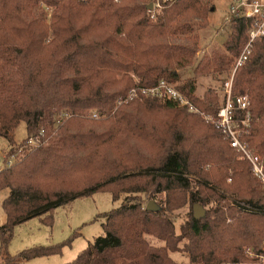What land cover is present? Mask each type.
<instances>
[{
	"label": "trees",
	"instance_id": "16d2710c",
	"mask_svg": "<svg viewBox=\"0 0 264 264\" xmlns=\"http://www.w3.org/2000/svg\"><path fill=\"white\" fill-rule=\"evenodd\" d=\"M39 3L52 9L48 25ZM206 6L203 0H175L151 19L145 0H0V139L8 155L39 138L63 109L95 110L103 117L72 115L55 138L45 133L41 146L24 150L23 158L0 172V191H10L2 202L0 264L60 254L68 242L16 257L7 250L15 227L33 218L51 226L57 207L97 192L110 193L114 201L125 197L102 215L103 235L73 264H184L174 261V254L186 255L185 264H264L246 256L264 254V189L249 162L203 118L219 110L217 94L197 98L195 79L178 84V71L191 65L198 47L191 25L208 23L214 11ZM249 25L230 21L226 57L213 52L195 78L212 68L229 73ZM159 81L173 85L198 113L153 97L125 101L131 89ZM232 97L248 99L247 110L235 120L248 114L241 141L264 168V37L236 69ZM20 124L26 136L17 145ZM215 188L241 204L226 203ZM161 193L164 201H152ZM186 203L206 209L205 215L195 220L187 214L177 235L172 206Z\"/></svg>",
	"mask_w": 264,
	"mask_h": 264
},
{
	"label": "rangeland",
	"instance_id": "374dc122",
	"mask_svg": "<svg viewBox=\"0 0 264 264\" xmlns=\"http://www.w3.org/2000/svg\"><path fill=\"white\" fill-rule=\"evenodd\" d=\"M153 1L154 0H145L147 6L151 5L152 7L150 11L147 10L146 7V10L151 15V19H154L155 15L163 9V7L154 8L152 6ZM230 3L231 0H203V4L207 5L206 7L213 8L214 11L208 15V23L205 24L203 22L201 23L200 21H194L192 23L191 27L193 32L190 35V38H197L198 47L195 48L196 53L191 65L178 71L180 79L178 84H183L187 80L195 79L194 82L196 87V97L202 98L206 92L213 91L219 98L220 106L226 90L225 86L228 84L230 94L232 95V82L234 76L232 72L235 60L238 57L233 60L229 73H218L216 71L214 72L212 68L208 73L195 78L194 72L200 64H207L211 59H213V52H217L218 55L226 57L223 43L229 35L230 21H232L229 14ZM38 13H41L44 18L43 22H45L46 25L50 24L53 13L51 8L45 7L44 5L39 3ZM194 41H190L188 43L192 44ZM227 56L229 57L228 54ZM133 78L134 82L137 83L138 79L135 77ZM135 89L136 88L131 89L127 93V95L125 96V101H131L130 94ZM118 104H121L120 101L118 102ZM160 113L163 114L162 112ZM164 114L167 115V113L165 112ZM72 115H76V117L78 116L81 119L95 121L102 120L103 118L101 117V114H98L95 110H84L78 113H73L69 109H63L55 116L52 123L47 126L46 131H41L39 134V138L34 139L39 143V145L37 146H41L43 144L41 138H43L45 133L50 137L55 138V136L58 134L59 128L69 118H71ZM155 118L156 115H154L153 120ZM25 136V125L20 124L14 133V138L17 142L16 144H21L20 142L25 139ZM45 145H48V141L44 143V146ZM28 149L29 148L25 150ZM0 150H8L6 141L2 139H0ZM18 152H16L15 154L17 156L16 162H18L21 158L24 157L23 155H25L24 151L20 154H18ZM229 174H232V172L230 171ZM191 178L193 179V177ZM230 183L231 180L227 179V184ZM192 190L195 191L196 189L193 188ZM215 191L216 193L224 197L226 203L228 202L231 205L241 204L236 196L223 192L221 188H215ZM9 194L10 191L8 189L0 191V227L5 223V215L2 210V202L5 198L8 197ZM124 197V195H121L119 200L114 201L110 193L97 192L89 197L77 198L67 204H63L57 207L52 212L51 226L43 224L41 218L30 219L14 228L13 237L8 246L7 253L10 257H16L19 253L27 249L40 246L59 245L68 242V245L62 248L60 254L47 258H37L30 261L21 262L20 264H73L77 256L82 253L89 244L93 243L96 238L103 235L102 224L104 223V219L102 215L118 208L122 204ZM165 197V193H161L152 201L160 204V201H164ZM182 202L183 201L179 200L175 201L176 204ZM172 209L175 210L173 211V216H175L176 218H173V223L175 224L176 232L178 235L180 232V226L183 225L184 222L186 223L188 219L187 214H193V208L191 209L190 206L186 203L180 208L172 206ZM204 211H206V209H204ZM151 242L154 246L162 245V243L156 240H152ZM260 248L264 249V242L261 243ZM246 256L248 259L254 260V258L249 257L248 255ZM171 257L176 262L184 264L187 263L186 255L174 254Z\"/></svg>",
	"mask_w": 264,
	"mask_h": 264
},
{
	"label": "built area",
	"instance_id": "2783aa9c",
	"mask_svg": "<svg viewBox=\"0 0 264 264\" xmlns=\"http://www.w3.org/2000/svg\"><path fill=\"white\" fill-rule=\"evenodd\" d=\"M175 0H154L152 6L159 8L167 3L174 2ZM229 14L231 20L243 19L249 22V32L247 41L244 45L238 58L235 60L233 72L240 67L245 61L248 60L252 45L264 37V0H231L229 5ZM226 90L223 96V101L217 113L213 115H203L204 120L211 124L216 130L222 133L223 136L229 141L231 148L240 153L241 157L247 160L251 166L254 177L261 183L264 189V168L261 164V159L252 154L247 146L241 141L244 128L248 127L249 116L246 114L245 118L235 120L237 112L246 111L249 105L245 97L234 98L230 94L229 84L225 86ZM140 96L153 97L164 102H171L181 108H187L192 113H198L197 109L190 104L187 97L179 93L173 85L159 81L153 87L136 88L130 94V100ZM67 115V114H66ZM25 146L19 149L18 154L29 147L39 145L34 139H29L24 144ZM17 161L15 154L8 155V150H0V172L10 168ZM261 250L264 251L263 248ZM251 257L264 262V254L256 255L249 254Z\"/></svg>",
	"mask_w": 264,
	"mask_h": 264
},
{
	"label": "water",
	"instance_id": "95a60500",
	"mask_svg": "<svg viewBox=\"0 0 264 264\" xmlns=\"http://www.w3.org/2000/svg\"><path fill=\"white\" fill-rule=\"evenodd\" d=\"M151 5H149V6H147V10H151ZM154 204L151 202V203H149V205H148V211H152L153 209H154ZM204 215H205V211H204V209L201 207V206H199V205H194V207H193V217H194V219L195 220H198V219H201V218H203L204 217Z\"/></svg>",
	"mask_w": 264,
	"mask_h": 264
}]
</instances>
